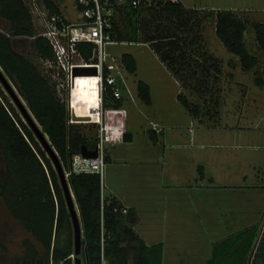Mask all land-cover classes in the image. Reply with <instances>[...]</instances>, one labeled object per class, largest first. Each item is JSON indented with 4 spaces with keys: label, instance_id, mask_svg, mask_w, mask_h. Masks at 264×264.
<instances>
[{
    "label": "rangeland",
    "instance_id": "1",
    "mask_svg": "<svg viewBox=\"0 0 264 264\" xmlns=\"http://www.w3.org/2000/svg\"><path fill=\"white\" fill-rule=\"evenodd\" d=\"M25 1L29 3V0ZM58 2L66 17H76L73 0ZM179 2L192 8L230 9L246 19L248 28L244 41L248 51L256 56L257 63L248 69L242 67L236 56L226 50L216 35L214 22L205 21L201 26L203 44L209 52L222 59V65L215 80L209 78L207 82L199 81L204 91L194 92L192 87L188 88L183 72L181 73L178 66L160 54L156 43L143 38L133 21L128 26H122V31L103 44V63L112 71L120 95L113 97L110 89L103 93V145L105 155L108 156L104 159L101 173V189L105 203L110 199L119 201L113 196L116 193L128 202L130 210L123 215L125 224L132 225L134 232L139 230L146 236L147 241L157 240L156 238L163 235L170 237L177 226L181 230L185 229L184 232L180 230L179 238L174 237L169 242L177 241L178 248L187 252L192 241L185 236L192 234L189 230L190 224L184 222L177 225L174 219L171 220V216L174 215L173 211L179 209L191 214L193 200L202 202L203 192L196 194L195 189H186L185 186L201 180L204 182L208 179V174L221 165L220 169L223 171H228V168L238 169L239 163L243 165L244 161L248 169H251L252 163H255L257 169L264 168V53L255 39L251 25L254 21L264 23V0ZM126 7L129 8L128 5ZM23 42L24 45L18 50L25 54L30 53V59L40 71L45 72L40 59L32 54L28 43ZM88 45L90 54L87 58L83 56L85 59L90 57L93 44L78 43L79 50L80 47L85 50ZM123 54H129L133 59V70L126 67L122 59ZM129 61L127 58V62ZM76 74V79L89 95L88 98L84 96L77 99L72 118L69 110L68 117L70 122L79 126L87 140L91 139L90 136L98 139L97 123L90 117H96L94 110L98 106L94 78L80 72ZM7 77L11 81L9 76ZM52 79L55 80L57 94L66 103L63 90L56 87V82L60 80L53 77ZM11 83L14 86L12 81ZM3 91L19 113L4 88ZM20 96L26 104L23 96ZM115 102L118 103L117 106L114 105ZM123 131H130L131 139L115 140L114 134ZM169 185H182V188H171ZM174 199L189 203V207L181 204L179 209H175L176 204L170 203L172 200L175 203ZM134 204L138 220L132 218ZM77 211L79 212L78 207ZM36 214L28 211L26 220L29 222L32 215ZM41 215L47 216L44 213ZM40 216L35 219V223L38 228L43 227L41 231L45 233L48 220L40 219ZM144 231L152 236L148 237ZM204 232L207 233L206 230L200 231V239ZM63 235H66V232L63 231L58 237ZM24 239H29L40 249V243L34 235L24 229L0 201V253L10 256L24 254ZM228 244H231L230 239L224 242V246ZM245 244L244 242L239 246L235 254L240 253ZM219 248L217 246L215 251H219ZM158 249L156 247L154 250ZM80 252L82 256L83 250ZM29 262L33 261L8 260L0 261V264ZM63 264H69V261Z\"/></svg>",
    "mask_w": 264,
    "mask_h": 264
},
{
    "label": "trees",
    "instance_id": "2",
    "mask_svg": "<svg viewBox=\"0 0 264 264\" xmlns=\"http://www.w3.org/2000/svg\"><path fill=\"white\" fill-rule=\"evenodd\" d=\"M43 1L51 11H58L52 0ZM118 12L114 19L113 37L122 31V26H128L133 21L142 37L156 43L160 54L178 66L181 73L183 72L188 88L192 87L194 92L204 91L199 81L207 82L209 78L215 80L222 65V59L209 52L203 44L201 26L205 21L214 22L216 35L226 50L236 56L242 67L248 69L257 63L256 56L248 51L244 41L248 28L246 19L230 9H200L186 7L178 0H157L140 9L123 7ZM0 18L7 21V27L0 30V66L25 99L27 107L57 152L63 168L68 171L66 177L77 203L82 227L80 251L83 250V254L80 256L91 262L99 255L100 177L96 172L71 170L70 158L79 152L82 146L86 151H91L96 138L90 136L91 139L87 140L79 126L68 121L66 103L57 94L51 69L40 71L30 59V53H22L13 47L14 41L22 37L29 41L32 53L39 59L53 58L48 39L39 33L33 24L27 2L0 0ZM251 25L255 39L264 53V23L254 21ZM85 48L83 50L80 47V50L82 56L87 58L90 45ZM122 59L126 67L133 70L134 61L130 55L123 54ZM108 89L109 87L106 88ZM75 97L76 95H73V99ZM117 104L114 103L116 106ZM90 117L95 120L93 115ZM0 201L40 243L38 249L29 239H24V254L10 256L0 253V261H33L29 264H43L41 261L50 259L61 264L70 261L67 255L73 250L72 225L56 170L1 85ZM115 203V199L108 200L103 210V226L110 233L104 246L107 264H161L159 244L146 245L131 227L125 224L123 213L112 210ZM28 211L37 213L32 215L29 221L31 224L26 220ZM41 213L47 216L44 217ZM39 216L40 219L48 220L45 233L41 231L44 228L39 225L41 228H38L35 223ZM63 231L66 235L58 237ZM124 239H135L137 245H120V241ZM131 247L134 258L129 261L127 253ZM156 247L159 248L158 251L154 250Z\"/></svg>",
    "mask_w": 264,
    "mask_h": 264
},
{
    "label": "crops",
    "instance_id": "3",
    "mask_svg": "<svg viewBox=\"0 0 264 264\" xmlns=\"http://www.w3.org/2000/svg\"><path fill=\"white\" fill-rule=\"evenodd\" d=\"M41 1L46 5L43 0ZM52 1L56 4L58 10L63 13L58 0ZM6 27L7 21L0 18V30H4ZM23 41H26L29 46V41L21 37L14 41L13 47L15 50L19 51V47L24 45ZM40 61L43 65L42 59ZM106 156L108 155L106 154ZM245 162H243V165L238 162L240 164L238 169L237 167L228 168V171L220 169L222 165L221 167L218 166L219 168L208 174V179L204 182L201 180L198 183L186 184V189H195L196 194L203 192L202 202L193 200L190 207L191 214L188 211L180 210L178 207L181 204L189 207V203L175 200L176 198L174 199L175 203L173 200L170 202L172 205L176 204L175 209H179L173 211L174 215L171 216V220L174 219L177 225L184 222L190 224V228L187 227V229L189 228L192 234L185 235L192 240L187 252L178 248L177 241L169 242L174 237L179 238V232H184L185 229L181 230L178 226L174 229L175 232L172 236L163 235L161 238L152 241H147L146 236H143L139 230L135 231V234L146 245L159 244L161 264H264V168L257 169L255 163H252L251 169H248ZM200 179L202 178L200 177ZM169 186L171 188H182V185L180 187L179 185ZM116 195L113 194L119 200L117 202L126 205L128 207L127 212H129L128 202L118 193ZM134 208L135 211L131 212L132 218L138 220L139 216L135 204ZM123 221H126L124 216ZM130 227L132 228V225ZM203 230H206L207 233L204 232L202 239H200L199 234ZM144 233H147L148 237L152 236L148 232L144 231ZM229 239L231 244L224 246V242L229 241ZM244 242L246 244L243 249L240 250V253L235 254ZM125 244L134 247L137 242L135 239L120 241V245ZM217 246L220 247L219 251H215ZM132 247L127 253L129 261L134 258Z\"/></svg>",
    "mask_w": 264,
    "mask_h": 264
},
{
    "label": "built area",
    "instance_id": "4",
    "mask_svg": "<svg viewBox=\"0 0 264 264\" xmlns=\"http://www.w3.org/2000/svg\"><path fill=\"white\" fill-rule=\"evenodd\" d=\"M157 0H73L76 10V17L70 19L61 11H51L41 0H29L28 9L31 14L33 24L40 27L39 33L44 35L52 48L53 58L42 60L46 69H51L56 87L63 90L66 95V107L72 118V86L75 79L73 68L94 67L89 71L80 72L88 74L94 78L96 96L98 100L97 118L94 120L98 126V139L95 142V156H83L80 152L74 153L70 158V169L74 171L96 172L100 177L99 195V255L93 261H87L80 256L78 263L75 262V254L72 250L67 256L70 258L69 264H107L104 254L106 238L109 231L103 226V210L105 205L104 195L101 189V173L104 166V145L103 127L101 118V107L103 93L107 87L113 97H119V88L116 85L114 76L109 67L103 63V44L113 38L114 19L118 15L119 9L127 5L140 9L146 7ZM79 42H91L93 44L91 55L85 59L79 48ZM106 68V70H105ZM56 79V80H57ZM61 86V87H60ZM68 121H70L68 117ZM122 133L114 134L115 140H121ZM67 176L68 171L64 169ZM112 210L125 213L128 207L117 202L112 205ZM48 261H51L48 260Z\"/></svg>",
    "mask_w": 264,
    "mask_h": 264
},
{
    "label": "water",
    "instance_id": "5",
    "mask_svg": "<svg viewBox=\"0 0 264 264\" xmlns=\"http://www.w3.org/2000/svg\"><path fill=\"white\" fill-rule=\"evenodd\" d=\"M91 68L94 71V67H79L75 66L73 68V73L89 71ZM0 84L4 88V90L9 94L12 98L13 102L17 106L20 115L24 119V121L28 124V126L33 131L36 139L39 141L42 148L45 150L46 155L50 158L51 163L56 170L58 180L60 186L62 188V193L64 197V201L66 207L68 209L69 218L72 225V240H73V251L75 254V262L78 263L80 260V244H81V236H82V227L79 212L77 211V203L74 199L73 192L68 184L67 177L64 172V168L59 160L57 152L51 145L46 133L41 130L39 123L24 103L23 99L21 98L18 91L12 85L11 81L8 79L7 75L3 72L0 66ZM122 139L123 140H130L131 139V132L130 131H123L122 132ZM80 154L83 156H95L96 150L93 148L91 151H86L85 147L82 146L79 150ZM3 263V262H1ZM43 264H61L59 261H41Z\"/></svg>",
    "mask_w": 264,
    "mask_h": 264
},
{
    "label": "bare ground",
    "instance_id": "6",
    "mask_svg": "<svg viewBox=\"0 0 264 264\" xmlns=\"http://www.w3.org/2000/svg\"><path fill=\"white\" fill-rule=\"evenodd\" d=\"M75 75V79L74 82L72 83V110L76 108V102L78 98H82L84 96H86L88 98V92L84 89V87L82 86V84L76 79L77 78V74L73 73ZM73 95H76V97L73 99ZM89 108L91 107V105H88ZM94 106V105H93ZM98 107V106H97ZM95 108V107H94ZM96 113H97V108H95ZM96 117H94L95 119L97 118V114H95Z\"/></svg>",
    "mask_w": 264,
    "mask_h": 264
}]
</instances>
